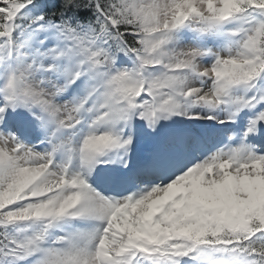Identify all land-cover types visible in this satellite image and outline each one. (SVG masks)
Here are the masks:
<instances>
[{
  "label": "snow or ice",
  "instance_id": "obj_1",
  "mask_svg": "<svg viewBox=\"0 0 264 264\" xmlns=\"http://www.w3.org/2000/svg\"><path fill=\"white\" fill-rule=\"evenodd\" d=\"M0 264H264V0H0Z\"/></svg>",
  "mask_w": 264,
  "mask_h": 264
}]
</instances>
